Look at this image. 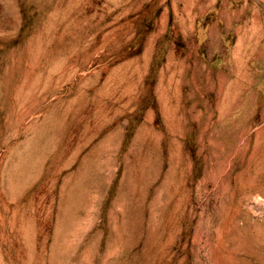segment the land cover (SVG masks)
Instances as JSON below:
<instances>
[{
    "label": "rangeland",
    "instance_id": "1",
    "mask_svg": "<svg viewBox=\"0 0 264 264\" xmlns=\"http://www.w3.org/2000/svg\"><path fill=\"white\" fill-rule=\"evenodd\" d=\"M263 135L264 0H0V264H264Z\"/></svg>",
    "mask_w": 264,
    "mask_h": 264
},
{
    "label": "bare ground",
    "instance_id": "2",
    "mask_svg": "<svg viewBox=\"0 0 264 264\" xmlns=\"http://www.w3.org/2000/svg\"><path fill=\"white\" fill-rule=\"evenodd\" d=\"M10 5V4H9ZM60 7V6H59ZM56 15V14H55ZM52 20H53V18H52ZM161 21V20H160ZM50 22V21H49ZM53 22V21H52ZM162 22V21H161ZM47 26V25H46ZM47 29V28H46ZM86 36V35H85ZM51 37H52V35H51ZM89 37V36H88ZM72 38V37H71ZM39 40V39H38ZM51 40V39H50ZM31 42V41H30ZM42 42V41H41ZM40 42V40H39V43H41ZM52 42V41H51ZM256 42V41H255ZM78 44V43H77ZM47 45V44H46ZM33 46H35V45H33ZM32 46V47H33ZM75 46V45H74ZM38 47V46H37ZM37 47H36V49H37ZM76 47V46H75ZM78 47V46H77ZM248 47V46H247ZM253 47V46H252ZM42 48V47H41ZM70 48V47H69ZM43 49V48H42ZM85 49V48H84ZM255 49V48H254ZM39 50V49H38ZM72 50V49H71ZM238 50V49H237ZM258 52V51H257ZM256 52V53H257ZM259 54V53H258ZM73 55V54H72ZM258 56V55H257ZM256 56V57H257ZM60 58V57H59ZM68 58V57H67ZM143 60V59H142ZM170 61V60H169ZM62 63H63V60H62ZM172 64V63H171ZM241 64V63H240ZM60 65V64H59ZM61 66H62V64H61ZM188 66V65H187ZM52 69V68H51ZM131 71V70H130ZM13 72V71H12ZM5 74H7V73H5ZM8 75V74H7ZM138 75V74H137ZM109 76V75H108ZM11 77V76H10ZM107 79V78H106ZM110 80V79H109ZM136 81V80H135ZM132 83V82H131ZM138 83V82H137ZM106 84V83H105ZM133 85V84H132ZM132 87V86H131ZM160 87V86H159ZM103 88V87H102ZM246 88V87H245ZM104 89V88H103ZM134 90V89H133ZM132 92V91H131ZM125 94V93H124ZM252 94V93H251ZM130 95V94H129ZM128 95V96H129ZM244 95V94H243ZM242 96V95H241ZM165 104V103H164ZM234 104V103H233ZM236 106V105H235ZM237 107V106H236ZM171 112V111H170ZM174 112V111H173ZM221 113V112H220ZM222 114V113H221ZM227 114V113H226ZM225 115V114H224ZM192 117V116H191ZM223 118V115H222V117H221V119ZM191 119V118H190ZM194 119V118H193ZM218 119H219V117H218ZM225 120V119H224ZM178 122V121H177ZM179 123V122H178ZM170 126V125H169ZM174 126V125H173ZM171 127V126H170ZM194 127V126H193ZM169 128V127H168ZM171 129V128H170ZM262 130V129H261ZM197 132V131H196ZM259 132V131H258ZM258 132H256V133H258ZM172 134V133H171ZM193 134V133H192ZM196 134V133H195ZM199 134V133H198ZM258 135V134H257ZM199 136V135H198ZM264 136V135H263ZM180 137V136H179ZM192 137V136H191ZM261 137V136H260ZM195 139V138H194ZM197 140V139H196ZM259 140V139H258ZM158 141V140H157ZM254 141V140H253ZM172 142V141H171ZM174 143V142H173ZM178 143V142H177ZM257 143V142H256ZM190 146V145H189ZM178 147H179V145H178ZM255 148H256V146H255ZM237 149V148H236ZM175 150V149H174ZM254 150V149H253ZM253 150H252V152H253ZM178 151V150H177ZM250 151V150H249ZM255 151V150H254ZM172 152V151H171ZM174 155V154H173ZM241 156H242V154H241ZM173 157V156H172ZM179 157V156H178ZM181 157V156H180ZM176 159V158H175ZM175 161V160H174ZM260 162H262V160L260 161ZM180 163V162H179ZM190 164V163H189ZM258 164V163H257ZM259 169V168H258ZM261 169V168H260ZM175 170V169H174ZM256 172V171H255ZM254 173V172H253ZM258 173V172H257ZM260 173V172H259ZM258 173V174H259ZM182 175V174H181ZM254 175V174H253ZM174 176V175H173ZM170 177V176H169ZM254 178V177H253ZM169 179V178H168ZM249 180V179H248ZM251 180V179H250ZM218 181V180H217ZM173 182V181H172ZM254 182V181H253ZM241 183V182H240ZM252 184V183H251ZM240 185V184H239ZM243 185V184H242ZM247 185H249V183L247 184ZM253 185V184H252ZM166 186V185H165ZM172 186V185H171ZM170 186V187H171ZM251 186V185H250ZM199 188V187H198ZM172 189V188H171ZM249 189V188H248ZM165 190V189H164ZM263 190V189H262ZM169 191H171V190H169ZM173 191V190H172ZM166 192V191H165ZM174 192V191H173ZM172 192V193H173ZM239 195V194H238ZM251 195V194H250ZM173 196V195H172ZM175 196V195H174ZM247 196H248V194H247ZM240 197V196H239ZM250 197V196H249ZM252 197V196H251ZM178 198V197H177ZM242 198V197H241ZM245 198V197H244ZM243 198V199H244ZM256 198V197H255ZM173 199V198H172ZM221 199V198H220ZM225 199V198H224ZM250 199V198H249ZM167 200V199H166ZM251 200V199H250ZM264 200V199H263ZM223 201V200H222ZM245 201V200H244ZM246 202V201H245ZM222 203V202H221ZM250 203V202H249ZM178 204H179V202H178ZM219 204V203H218ZM223 204V203H222ZM176 206V205H175ZM179 206V205H178ZM221 206V205H220ZM224 206V205H223ZM236 208V207H235ZM163 209V208H162ZM184 209V208H183ZM232 209V208H231ZM234 209V208H233ZM232 209V210H233ZM237 209V208H236ZM245 210H247V209H245ZM253 210V209H252ZM236 211V210H235ZM240 212V211H239ZM235 213V212H234ZM246 213V212H245ZM251 213V212H250ZM252 214V213H251ZM231 215V214H230ZM233 215V214H232ZM236 216V215H235ZM253 216V215H252ZM232 217V216H231ZM255 217V216H254ZM168 218V217H167ZM170 218V217H169ZM235 218V217H234ZM231 219V218H230ZM233 219V218H232ZM255 219V218H254ZM168 220V219H167ZM238 220V219H237ZM236 220V221H237ZM253 220V219H252ZM256 220V219H255ZM238 222V221H237ZM231 223V222H230ZM234 223V222H233ZM236 223V222H235ZM252 223V222H251ZM259 229V228H258ZM221 230V229H220ZM247 230V229H246ZM245 232V231H244ZM243 232V233H244ZM164 233V232H163ZM244 234H246V233H244ZM170 235V234H169ZM168 235V236H169ZM177 235V234H176ZM248 235V234H247ZM250 235V234H249ZM254 235H255V233H254ZM176 237V236H175ZM232 237V236H231ZM249 237V236H248ZM258 237V236H257ZM169 238V237H168ZM235 238V237H234ZM252 238H254V237H252ZM252 238H250V240L252 239ZM260 238V237H259ZM171 239V238H170ZM194 239V238H193ZM236 239V238H235ZM255 239V238H254ZM161 240V239H160ZM172 240V239H171ZM174 240V239H173ZM232 240V239H231ZM238 240V239H237ZM170 241V240H169ZM245 241V240H244ZM243 241V242H244ZM250 242V241H249ZM262 242V241H261ZM168 243V242H167ZM233 243V242H232ZM252 243V242H251ZM207 244V243H206ZM255 244V243H254ZM169 245V244H168ZM215 245V244H214ZM239 245H241V244H239ZM248 245V244H247ZM206 246V245H205ZM227 246H228V244H227ZM232 246V245H231ZM234 246V245H233ZM237 246V245H236ZM235 246V247H236ZM245 247H247V246H245ZM259 247H261V246H259ZM202 248V247H201ZM231 248V247H230ZM234 248V247H233ZM238 248V247H237ZM243 248V247H242ZM161 249V248H160ZM228 249V248H227ZM248 250H249V247L247 248ZM234 250V249H233ZM240 250V249H239ZM243 250V249H242ZM261 252V251H260ZM236 253V252H235ZM248 253V252H247ZM240 254V253H239ZM256 255V254H255ZM262 255V254H261ZM154 256V255H153ZM245 256V255H244ZM247 256V255H246ZM228 258V257H227ZM242 258V257H241ZM236 259H238V258H236ZM229 260H230V258H229ZM233 261V260H232ZM148 262V261H147ZM260 262V261H259ZM236 263V262H235ZM262 263V262H261ZM237 264V263H236ZM241 264V263H240Z\"/></svg>",
    "mask_w": 264,
    "mask_h": 264
}]
</instances>
